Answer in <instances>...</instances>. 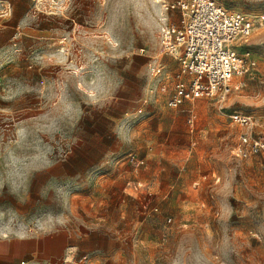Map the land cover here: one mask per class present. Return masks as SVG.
Wrapping results in <instances>:
<instances>
[{"label":"rangeland","instance_id":"obj_1","mask_svg":"<svg viewBox=\"0 0 264 264\" xmlns=\"http://www.w3.org/2000/svg\"><path fill=\"white\" fill-rule=\"evenodd\" d=\"M170 1L0 0V240L60 227L96 248L57 264H264V153L234 156L247 130L229 117L253 114L264 134V28L223 106L170 108Z\"/></svg>","mask_w":264,"mask_h":264},{"label":"built area","instance_id":"obj_2","mask_svg":"<svg viewBox=\"0 0 264 264\" xmlns=\"http://www.w3.org/2000/svg\"><path fill=\"white\" fill-rule=\"evenodd\" d=\"M165 9L179 15L160 33L161 51L179 65L167 105L175 109L186 101L206 98L223 106L241 88V79L258 67V59L247 43L254 30L264 28V12H235L215 0H171ZM229 117L233 124L247 130L234 146V156L248 159L263 154L264 134L252 135L258 118L241 112ZM189 123L193 127L192 119ZM126 158L135 166L145 163L135 152ZM21 264L31 263L22 260Z\"/></svg>","mask_w":264,"mask_h":264},{"label":"crops","instance_id":"obj_3","mask_svg":"<svg viewBox=\"0 0 264 264\" xmlns=\"http://www.w3.org/2000/svg\"><path fill=\"white\" fill-rule=\"evenodd\" d=\"M73 232L72 229L56 227L48 232L32 230L4 238L0 240V264H20L22 260L31 264H57L65 257L67 248L82 251L96 249L93 244L87 250L80 248L75 241L77 233Z\"/></svg>","mask_w":264,"mask_h":264},{"label":"clouds","instance_id":"obj_4","mask_svg":"<svg viewBox=\"0 0 264 264\" xmlns=\"http://www.w3.org/2000/svg\"><path fill=\"white\" fill-rule=\"evenodd\" d=\"M92 83L94 84L95 82L93 81ZM2 185H3V180L0 179V186H2Z\"/></svg>","mask_w":264,"mask_h":264},{"label":"bare ground","instance_id":"obj_5","mask_svg":"<svg viewBox=\"0 0 264 264\" xmlns=\"http://www.w3.org/2000/svg\"><path fill=\"white\" fill-rule=\"evenodd\" d=\"M154 2H155V3H159V2H160V0H154ZM165 10H166V9H165Z\"/></svg>","mask_w":264,"mask_h":264}]
</instances>
